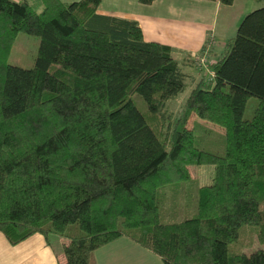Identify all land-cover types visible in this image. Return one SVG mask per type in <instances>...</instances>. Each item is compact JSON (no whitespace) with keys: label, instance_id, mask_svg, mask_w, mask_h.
Wrapping results in <instances>:
<instances>
[{"label":"trees","instance_id":"16d2710c","mask_svg":"<svg viewBox=\"0 0 264 264\" xmlns=\"http://www.w3.org/2000/svg\"><path fill=\"white\" fill-rule=\"evenodd\" d=\"M256 1L209 64L213 78L200 70L174 113L168 103L190 84L182 51L147 41L136 20L100 13L102 0H0V231L9 242L40 233L53 247L59 235L61 264H93L94 251L121 236L165 264H264ZM19 32L41 39L32 68L7 60ZM251 96L259 102L245 119ZM193 113L224 129L221 152L197 144ZM193 165H213V181L196 186L195 213L165 220L167 188L192 182Z\"/></svg>","mask_w":264,"mask_h":264},{"label":"crops","instance_id":"0c3cea01","mask_svg":"<svg viewBox=\"0 0 264 264\" xmlns=\"http://www.w3.org/2000/svg\"><path fill=\"white\" fill-rule=\"evenodd\" d=\"M261 4L256 0H235L231 5L220 0H154L150 4L139 0H102L99 12L136 20L147 41L180 49L182 52L178 55L182 56V67L188 78L195 81L199 74L190 70L200 73L196 59L201 52L209 50L210 60H216L227 42L235 36L243 17ZM223 11L226 12L225 24L217 31L219 15ZM222 131L219 133L223 134L224 129ZM60 240L64 242L63 238ZM62 257V251L49 245L40 233L13 245L0 231V264H61ZM93 264L165 263L152 250L128 236H121L97 248Z\"/></svg>","mask_w":264,"mask_h":264},{"label":"rangeland","instance_id":"374dc122","mask_svg":"<svg viewBox=\"0 0 264 264\" xmlns=\"http://www.w3.org/2000/svg\"><path fill=\"white\" fill-rule=\"evenodd\" d=\"M225 15L226 12L223 11L219 15V23L217 27V31L223 29L225 24ZM215 30V29H214ZM211 34V32H210ZM233 35V34H232ZM41 39L38 35L29 34L27 32H19L12 43L9 55H8V62L13 65H18L25 68H32L35 65V61L38 55L39 46H40ZM204 50L201 52V54ZM210 51L208 50V53ZM200 54V55H201ZM180 55L177 58L180 59ZM197 58V57H196ZM196 66L197 62H196ZM190 70V69H189ZM193 74H199L197 71L190 70ZM203 70L201 73H204ZM190 83L188 88L183 91L179 96L173 98L168 103L169 109L176 113L180 106L183 104V101L186 99V96L190 90V88L194 84V80H188ZM134 100L136 101L137 105L141 109L147 108L146 102L144 99L138 94L135 93ZM259 102V98L255 96L249 97L247 101V105L244 112L245 119H251L254 115L255 108L257 107ZM191 123L194 124L196 122H200L201 126H199L196 130L197 135V144L201 147H205L207 149L213 150L214 152H221L223 148V143L225 141L224 135L218 134L217 132H223L219 125H215L208 120H204L199 118L196 114L193 113L191 116ZM197 120V121H195ZM190 124V125H192ZM204 125L206 127H204ZM193 126V125H192ZM192 176H194V180L192 182H181L182 185L172 184L170 187L167 188L166 195L168 202L166 203V212L164 219L165 220H178L184 217L191 216L193 213L196 212L197 209V197H195L196 193V186L198 187L201 184H210L213 181L214 175V166L213 165H193L191 167ZM183 186V187H182ZM194 194V196H193ZM264 207V203L262 204ZM76 227V225H75ZM250 226H243L241 228V239H247V236H250ZM53 241V247L55 249H59L62 251V242L61 237L59 235H52L51 236ZM64 242L67 239H64ZM258 242L255 239L252 247L258 246ZM61 261H64V258H61Z\"/></svg>","mask_w":264,"mask_h":264},{"label":"built area","instance_id":"2783aa9c","mask_svg":"<svg viewBox=\"0 0 264 264\" xmlns=\"http://www.w3.org/2000/svg\"><path fill=\"white\" fill-rule=\"evenodd\" d=\"M196 62L200 70H204L209 77L213 78L214 72L209 68L211 60L208 50H204V52L196 59Z\"/></svg>","mask_w":264,"mask_h":264}]
</instances>
